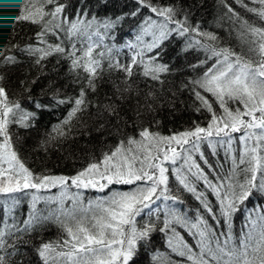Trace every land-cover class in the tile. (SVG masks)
Returning a JSON list of instances; mask_svg holds the SVG:
<instances>
[{"label": "trees", "instance_id": "trees-1", "mask_svg": "<svg viewBox=\"0 0 264 264\" xmlns=\"http://www.w3.org/2000/svg\"><path fill=\"white\" fill-rule=\"evenodd\" d=\"M89 19L107 20L112 27L93 37L110 44L91 49L78 37ZM118 24L132 28L137 57H115L128 34ZM221 57L223 76L262 72L264 0H0V130L32 178L62 177L51 188L67 190L54 211L20 207L18 189L7 192L27 217L12 229L0 204V264H67L84 236L96 238L91 218L133 243L119 264H264V134L248 129L252 120L264 127V106L252 104L248 86L237 96L205 88ZM117 153L124 158L112 182L104 163ZM126 157L140 158L141 175L116 183L130 171ZM148 183L161 192L158 210L153 196L118 218L115 201L100 205L110 189ZM5 184L0 176V196ZM74 213L79 219H68Z\"/></svg>", "mask_w": 264, "mask_h": 264}, {"label": "rangeland", "instance_id": "rangeland-1", "mask_svg": "<svg viewBox=\"0 0 264 264\" xmlns=\"http://www.w3.org/2000/svg\"><path fill=\"white\" fill-rule=\"evenodd\" d=\"M146 28H143L145 31ZM167 32L163 31L161 34H165ZM157 33V32H155ZM139 48V46H137ZM137 55V53L135 54ZM228 60L225 57H221L219 59L218 66H213L207 73L204 75L203 80L205 81V88L207 87L208 90L215 89V86L218 87V90L225 91L220 94V96H237L242 94V90L239 88L241 87H249V89L255 90L254 97L249 94L250 98H253L252 104H257V106H264V65L262 64V68H256L257 70L260 69L262 72L260 74L254 72L250 69H244L241 72L234 71L228 76H223V72L227 68ZM208 83V84H207ZM236 89V90H234ZM234 90V91H232ZM230 92V93H228ZM3 99V98H2ZM1 99V101H2ZM256 99V102H255ZM2 109L0 108V112ZM249 126H252L253 131L259 130L261 133L264 134V127L260 124L257 120L250 121L248 125V129H251ZM0 176L5 178L6 184L5 186L7 190L4 195L0 196V204L3 205L7 211L8 220L10 223L9 227L12 229L22 230L25 219L27 217L26 214H23L21 209H16V206L11 202L10 196L12 194V187L17 188L19 191V200L17 201L18 206L29 208V210H33L34 206H40L45 208L48 211H54L57 208L61 207L60 204L66 199L65 195L67 190L65 188H61L59 190H52L51 186L55 185L58 182H62V177H53V178H44V179H35L23 168V166L18 162L15 155L12 153L13 151L10 150L9 146L6 144L5 139L3 137V133L0 130ZM185 136L177 135L175 139L181 140ZM242 137V135H241ZM240 137V138H241ZM168 143L172 142V139L166 140ZM168 151V149L166 150ZM154 156L148 157V162L144 166H142L141 170L148 171V165L151 161H153ZM124 158L123 154H116L114 159L112 160V164L110 161L104 163L106 166H110V174H111V181L115 182L118 178V170L120 169V161ZM136 159H128L126 157V165L130 168V171H124L121 173L122 179H118L116 183H123L127 184L136 180L137 174L141 175V171L139 167L136 169L134 163L136 164L140 158L135 157ZM164 158L162 157L161 161ZM136 169V170H135ZM117 170V172H116ZM146 171V172H147ZM150 171V170H149ZM142 173L143 175L148 174ZM8 173H14L15 176H11ZM135 174V176H134ZM17 176V177H16ZM98 176V175H97ZM84 182V180H82ZM144 184V183H143ZM142 184V185H143ZM136 186L132 189L121 190L124 192L119 193L115 189H110L112 199L108 200H101L100 205L104 207L105 210L109 209L111 206L117 205L118 212L112 211V215H115L116 218L122 217L126 211L129 210L132 203H135L142 199H149L153 196V200L155 202L156 210L160 209L159 203L163 201L161 192L157 191L158 187L156 184L148 183L146 186ZM10 187V188H9ZM105 187H109V185H105ZM83 191L81 187H77L76 192L80 194ZM10 193V196L8 193ZM70 194V193H69ZM68 203L71 207L77 208L79 205L72 202L69 199L68 195ZM150 205V204H149ZM147 204V206H149ZM59 212H62L61 210ZM9 214V215H8ZM75 215L68 216V219H79V215L74 213ZM63 214H56L51 217L52 222L60 223V219L62 218ZM64 218V217H63ZM65 219H67L65 217ZM87 225L93 222V225L96 226V234L94 239L84 236L85 240L82 243H78L75 245L77 250L73 251L70 256L73 255L71 260L67 261V264H119V259L121 256L124 257V261H127L131 254V249L133 247V243L130 239H126L125 241L123 238L116 239L112 236L109 230H106L101 227L98 220L94 219H84ZM115 222V226H116ZM114 226V227H115ZM83 229L86 228V225L82 227ZM15 230V231H17ZM113 232V231H111ZM107 239V242H103ZM93 242L96 247L99 249L94 250L92 252H87V245L86 243ZM101 246V247H100ZM77 254L74 255V253ZM118 256V259H117Z\"/></svg>", "mask_w": 264, "mask_h": 264}]
</instances>
